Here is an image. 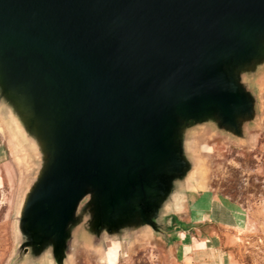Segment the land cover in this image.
I'll use <instances>...</instances> for the list:
<instances>
[{"label": "water", "instance_id": "95a60500", "mask_svg": "<svg viewBox=\"0 0 264 264\" xmlns=\"http://www.w3.org/2000/svg\"><path fill=\"white\" fill-rule=\"evenodd\" d=\"M263 54L264 0H0V79L17 129L49 153L22 209L20 259L49 244L63 264L89 190L97 230L151 223L180 195L181 120L236 127L251 103L233 68Z\"/></svg>", "mask_w": 264, "mask_h": 264}, {"label": "rangeland", "instance_id": "374dc122", "mask_svg": "<svg viewBox=\"0 0 264 264\" xmlns=\"http://www.w3.org/2000/svg\"><path fill=\"white\" fill-rule=\"evenodd\" d=\"M233 78L251 103L236 127L218 115L180 122L185 175L173 183L180 191L173 204H160L151 223L138 218L97 230L102 220L89 190L69 225L63 264H264V54L235 66ZM16 106L0 79V264H56L44 256L49 244L29 263L17 251L22 209L49 153L17 129Z\"/></svg>", "mask_w": 264, "mask_h": 264}]
</instances>
